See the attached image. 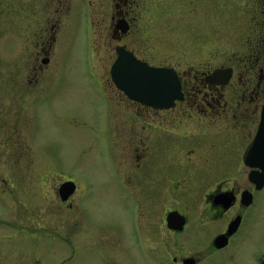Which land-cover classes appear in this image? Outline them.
Segmentation results:
<instances>
[{
    "label": "rangeland",
    "instance_id": "1",
    "mask_svg": "<svg viewBox=\"0 0 264 264\" xmlns=\"http://www.w3.org/2000/svg\"><path fill=\"white\" fill-rule=\"evenodd\" d=\"M35 1L0 0V264H179L169 253L175 232L166 228V211L185 213L194 226L177 236L184 249L199 247L201 195L159 181L136 182L134 191L122 184L117 126L132 103L110 79L115 41L97 25L85 31L74 0L49 54H40L48 61L36 62L37 29L46 20L26 15ZM216 7L173 4L168 34L138 36L131 45L151 60L180 50L227 58L243 41L207 29ZM64 179L77 184L70 206L57 193ZM247 224L253 229L245 230L244 245L200 264H262L264 213Z\"/></svg>",
    "mask_w": 264,
    "mask_h": 264
},
{
    "label": "flooded vegetation",
    "instance_id": "2",
    "mask_svg": "<svg viewBox=\"0 0 264 264\" xmlns=\"http://www.w3.org/2000/svg\"><path fill=\"white\" fill-rule=\"evenodd\" d=\"M187 2L217 6L210 12L208 19L212 18V22L207 29L242 38V44L233 47L239 50L222 60L218 54L205 59L200 52L191 50H180L177 56L173 52L153 54L157 58L151 60L136 50L140 46L131 45L138 36L168 34L173 4L182 7ZM44 3L36 0L34 6L31 2L24 10L26 15L46 20L38 26L35 38L39 48L35 59L42 63L48 61L45 55L57 31L75 9L74 0ZM219 3L224 4V12L218 10ZM77 7L79 13L75 15H82L86 21L85 31L91 33L97 25L101 33L110 31L115 41L113 48L123 45L152 65L172 66L177 71L181 97L172 106L154 107L127 97L132 107L123 111L125 116H120L117 126V174L124 186L134 191L136 182L147 181L154 186L159 181L173 192L190 189L202 197L200 224L197 223L199 247L184 249L177 236L188 223L194 226L185 213L177 207L166 211L176 209L186 217L180 230L166 225L167 230L175 232L171 259L179 264H200L205 257L215 256L234 244L244 245L246 235L253 229L247 223L257 212L264 213V183L257 186L250 175L261 168L247 163H263L264 156L260 151L258 156L250 154L247 160L244 157L264 104V0H80ZM227 7L231 8L229 12ZM188 20L177 18L178 24ZM227 70L229 76L225 78ZM76 190L77 184L66 200H60L72 205ZM230 222L234 229L227 233ZM209 223H213L212 229L204 232ZM220 235L224 242L218 246L214 239ZM260 260L264 264L263 252Z\"/></svg>",
    "mask_w": 264,
    "mask_h": 264
},
{
    "label": "water",
    "instance_id": "3",
    "mask_svg": "<svg viewBox=\"0 0 264 264\" xmlns=\"http://www.w3.org/2000/svg\"><path fill=\"white\" fill-rule=\"evenodd\" d=\"M115 49L117 56L111 64L110 76L115 85L123 90L129 98L154 107H169L173 105L175 99L181 97L180 81L173 67L151 65L147 61L136 57L131 50L123 45H117ZM228 76L229 72L227 70L224 77ZM260 151L264 156V104L255 136L247 147L244 157L247 160L250 154L258 156ZM247 163L249 166L261 168V171L252 170L250 175L253 181L257 182V186L262 185L264 183V162L247 160ZM74 188L73 181L66 180L62 182L58 188L61 199H67ZM166 220L170 228L181 229L186 219L177 210H170L167 212ZM231 222L227 233L232 232L234 229L232 223L236 221ZM214 242L218 246L222 245L224 242L223 235L216 237ZM188 262H191V260H188Z\"/></svg>",
    "mask_w": 264,
    "mask_h": 264
}]
</instances>
